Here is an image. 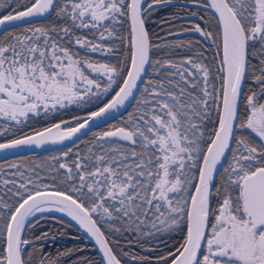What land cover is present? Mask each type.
Wrapping results in <instances>:
<instances>
[{
    "label": "trees",
    "instance_id": "obj_1",
    "mask_svg": "<svg viewBox=\"0 0 264 264\" xmlns=\"http://www.w3.org/2000/svg\"><path fill=\"white\" fill-rule=\"evenodd\" d=\"M37 0H0V17ZM82 0H58L50 17L0 34V53L26 63L31 54L67 50L111 67L90 94L51 111L28 113L19 121L0 120V142L54 125L72 126L105 104L121 85L131 60L129 0L104 23L84 27ZM208 0H146L143 19L151 62L133 104L119 117L80 140L54 150L0 161V264L6 261L10 217L27 195L55 189L79 200L95 218L122 264H168L187 237V209L199 168L216 129L224 86L221 32L212 11L193 4ZM254 0H228L248 36L247 77L230 154L212 190L207 241L220 207L229 202L240 220L248 218L244 178L264 170V142L246 127L251 107L264 108V41L250 38ZM157 3V4H156ZM156 4V5H152ZM94 24V23H93ZM45 52H27L36 35ZM33 59V58H32ZM179 141L170 159L171 140ZM164 183V184H163ZM165 184H167L165 186ZM24 264H103L95 246L66 219L39 214L23 230Z\"/></svg>",
    "mask_w": 264,
    "mask_h": 264
},
{
    "label": "water",
    "instance_id": "obj_2",
    "mask_svg": "<svg viewBox=\"0 0 264 264\" xmlns=\"http://www.w3.org/2000/svg\"><path fill=\"white\" fill-rule=\"evenodd\" d=\"M57 1L37 0L25 9L0 17V34L20 25L47 19ZM145 2L129 0L131 60L121 85L110 99L101 107L77 118L79 121L70 127L65 126L67 122H59L34 133L0 142V161L68 146L93 129L119 117L133 104L151 62V44L143 19ZM175 3L193 4L212 11L221 32L224 86L218 126L202 158L189 200L185 243L168 263L199 264L208 235L212 190L230 154L236 133L247 77L248 36L228 0H208L206 5L184 1ZM0 92L12 102L24 101L22 94L8 88H1ZM263 183L264 175L254 172L245 177L242 186L245 211L256 228L264 227ZM42 213L60 216L75 225L95 246L103 264H122L89 210L72 195L55 189H42L27 195L13 211L6 231L5 264H24L22 251L27 242L22 238L23 230L29 220Z\"/></svg>",
    "mask_w": 264,
    "mask_h": 264
},
{
    "label": "rangeland",
    "instance_id": "obj_3",
    "mask_svg": "<svg viewBox=\"0 0 264 264\" xmlns=\"http://www.w3.org/2000/svg\"><path fill=\"white\" fill-rule=\"evenodd\" d=\"M119 1L82 0L77 6L80 21L87 28L104 23L119 12ZM253 4L255 14L250 24V38L264 41V0H254ZM46 40L43 34L36 35L34 45L27 52H45L39 42L46 44ZM5 52L3 49L0 53V89L20 93L24 101L12 102L0 92V120L19 121L28 113L63 107L92 93L100 79L110 82L115 75L106 64L77 58L65 49H51L50 55L31 54L26 63H17L19 58H8ZM250 111L246 127L264 142V108L253 106ZM171 142L169 154L172 160L179 152V141L173 137ZM258 171L264 173L263 169L255 172ZM201 264H264V227L257 229L249 217L240 220L233 213L231 204L225 202L216 216Z\"/></svg>",
    "mask_w": 264,
    "mask_h": 264
},
{
    "label": "flooded vegetation",
    "instance_id": "obj_4",
    "mask_svg": "<svg viewBox=\"0 0 264 264\" xmlns=\"http://www.w3.org/2000/svg\"><path fill=\"white\" fill-rule=\"evenodd\" d=\"M259 172V171H258ZM254 173V172H253ZM259 173H262V172H259ZM252 174V173H251ZM263 175H264V173H262ZM249 175V174H248ZM245 179V178H244ZM244 181V180H243ZM242 186H243V184H242ZM263 195H264V183H263ZM243 196V195H242ZM243 202H244V200H243ZM244 208H245V206H244ZM246 212V211H245ZM247 214V213H246ZM248 216V215H247ZM249 217V216H248ZM250 218V217H249ZM250 220H251V218H250Z\"/></svg>",
    "mask_w": 264,
    "mask_h": 264
}]
</instances>
